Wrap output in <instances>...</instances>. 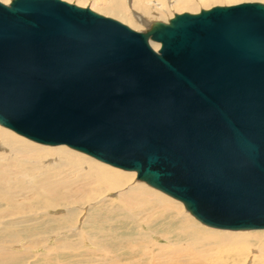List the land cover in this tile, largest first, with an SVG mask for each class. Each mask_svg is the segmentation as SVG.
Returning a JSON list of instances; mask_svg holds the SVG:
<instances>
[{
  "label": "water",
  "instance_id": "95a60500",
  "mask_svg": "<svg viewBox=\"0 0 264 264\" xmlns=\"http://www.w3.org/2000/svg\"><path fill=\"white\" fill-rule=\"evenodd\" d=\"M0 126L134 172L208 228L263 231L264 3L135 31L63 0L0 2Z\"/></svg>",
  "mask_w": 264,
  "mask_h": 264
},
{
  "label": "bare ground",
  "instance_id": "6f19581e",
  "mask_svg": "<svg viewBox=\"0 0 264 264\" xmlns=\"http://www.w3.org/2000/svg\"><path fill=\"white\" fill-rule=\"evenodd\" d=\"M216 1L132 0L137 16L124 0L94 4L140 30L168 10L194 12ZM105 165L0 126V264H264V230L201 226L179 201L133 182L134 172Z\"/></svg>",
  "mask_w": 264,
  "mask_h": 264
},
{
  "label": "rangeland",
  "instance_id": "374dc122",
  "mask_svg": "<svg viewBox=\"0 0 264 264\" xmlns=\"http://www.w3.org/2000/svg\"><path fill=\"white\" fill-rule=\"evenodd\" d=\"M65 2H68V3H74L76 4L77 6H80V7H89L91 10L95 11L96 13L98 14H101L103 16H106V17H109V18H112V19H115L111 16H108V15H105L104 13L100 12L99 10H97L98 8L95 7V4L94 2L97 1V0H63ZM102 1H108V0H102ZM113 0H109V3L112 2ZM167 1V0H166ZM1 2V1H0ZM10 2V0L6 1L4 3V0L2 1V3L4 4H8ZM125 2V5H126V9L127 11L130 13V15H133V16H137L136 13H134L133 11H131L130 9V5L132 4V0H124ZM241 2H261V3H264V0H244V1H236V0H217L215 3H211V4H208V5H201V4H198L197 7L194 9V12H189V13H198L201 9H208V8H211L213 6H224V5H234V4H238V3H241ZM168 4V3H167ZM151 5H153V3H151ZM97 6V4H96ZM98 7V6H97ZM158 9V7H156ZM168 9V8H167ZM174 14H179L177 13L175 10L171 9V10H168L166 11L163 15H162V20H160L159 22H167L169 19H171L173 17ZM151 16H153L154 14H150ZM117 20V19H115ZM118 21V20H117ZM147 29V27H142L140 30H135V31H143ZM155 44V43H154ZM3 128V127H2ZM5 129V128H4ZM36 144V143H35ZM105 165V164H104ZM105 166H108V165H105ZM109 167V166H108ZM118 170V169H117ZM133 182H137L136 181V177L134 176L133 179H132ZM144 184V183H143ZM146 186V185H145ZM148 187V186H146ZM111 198H112V195H111ZM173 200V199H172ZM175 201V200H174ZM183 208V207H182ZM184 210V208H183ZM184 213H186V211H183ZM187 214V213H186ZM188 215V214H187ZM194 218L192 217V220ZM195 220V219H194ZM193 220V221H194ZM194 222L197 223V221L195 220ZM199 223V222H198ZM197 223V224H198ZM199 225H201L199 223ZM202 226V225H201ZM205 227V226H204ZM249 232V231H248ZM250 232H253V231H250ZM256 232V231H254ZM72 240L75 241L76 240V237L75 236H72ZM84 247H88L87 243H86V240L84 242ZM253 255H257L256 258L258 259H261L262 256H260L259 254H253ZM259 255V256H258ZM251 260V259H250ZM250 260L248 262H246L245 264H250ZM243 264V263H242Z\"/></svg>",
  "mask_w": 264,
  "mask_h": 264
}]
</instances>
